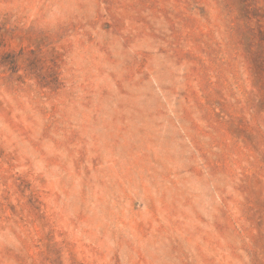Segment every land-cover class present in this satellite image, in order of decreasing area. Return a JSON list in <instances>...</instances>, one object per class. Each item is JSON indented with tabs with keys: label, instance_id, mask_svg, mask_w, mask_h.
Masks as SVG:
<instances>
[{
	"label": "rangeland",
	"instance_id": "1",
	"mask_svg": "<svg viewBox=\"0 0 264 264\" xmlns=\"http://www.w3.org/2000/svg\"><path fill=\"white\" fill-rule=\"evenodd\" d=\"M0 264H264V0H0Z\"/></svg>",
	"mask_w": 264,
	"mask_h": 264
}]
</instances>
